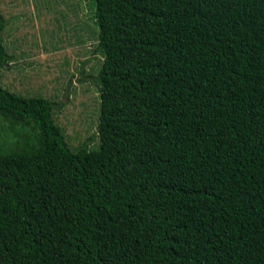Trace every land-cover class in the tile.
<instances>
[{"label":"trees","instance_id":"16d2710c","mask_svg":"<svg viewBox=\"0 0 264 264\" xmlns=\"http://www.w3.org/2000/svg\"><path fill=\"white\" fill-rule=\"evenodd\" d=\"M88 3L92 146L4 85L0 13V264H264V0Z\"/></svg>","mask_w":264,"mask_h":264},{"label":"rangeland","instance_id":"374dc122","mask_svg":"<svg viewBox=\"0 0 264 264\" xmlns=\"http://www.w3.org/2000/svg\"><path fill=\"white\" fill-rule=\"evenodd\" d=\"M88 0H0L7 20L3 38L12 65L3 83L25 97L44 96L58 106L54 120L69 146L97 141L99 93L95 80L101 61ZM30 128L0 120V152L23 144ZM33 135V134H32Z\"/></svg>","mask_w":264,"mask_h":264}]
</instances>
